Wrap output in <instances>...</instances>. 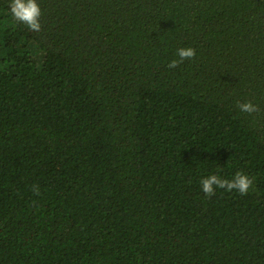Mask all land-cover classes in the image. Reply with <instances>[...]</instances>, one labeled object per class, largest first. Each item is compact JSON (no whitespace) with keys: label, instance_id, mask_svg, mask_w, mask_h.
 <instances>
[{"label":"trees","instance_id":"16d2710c","mask_svg":"<svg viewBox=\"0 0 264 264\" xmlns=\"http://www.w3.org/2000/svg\"><path fill=\"white\" fill-rule=\"evenodd\" d=\"M10 3L0 264H264V0H38L39 33Z\"/></svg>","mask_w":264,"mask_h":264},{"label":"clouds","instance_id":"9594fccd","mask_svg":"<svg viewBox=\"0 0 264 264\" xmlns=\"http://www.w3.org/2000/svg\"><path fill=\"white\" fill-rule=\"evenodd\" d=\"M10 11L14 19L20 23L25 24L30 31L39 33L42 31L41 16L42 9L38 0H11L9 5ZM177 59L172 60L168 67L174 69L182 64L185 60H191L196 57V49L178 48L176 50ZM237 107L241 112L252 114L259 111L257 105L251 101L237 102ZM201 190L208 198L215 195L216 188L226 189L231 192L236 190L241 195H247L253 185V179L248 175L238 172L231 180L222 179L217 175L204 177L200 180ZM37 194H39L38 186H34Z\"/></svg>","mask_w":264,"mask_h":264}]
</instances>
